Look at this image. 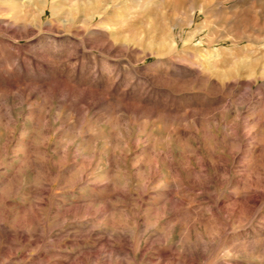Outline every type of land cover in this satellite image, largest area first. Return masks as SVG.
Returning <instances> with one entry per match:
<instances>
[{
  "label": "rangeland",
  "instance_id": "1",
  "mask_svg": "<svg viewBox=\"0 0 264 264\" xmlns=\"http://www.w3.org/2000/svg\"><path fill=\"white\" fill-rule=\"evenodd\" d=\"M259 235L264 0H0V264H264Z\"/></svg>",
  "mask_w": 264,
  "mask_h": 264
},
{
  "label": "bare ground",
  "instance_id": "2",
  "mask_svg": "<svg viewBox=\"0 0 264 264\" xmlns=\"http://www.w3.org/2000/svg\"><path fill=\"white\" fill-rule=\"evenodd\" d=\"M172 199V198H171ZM171 201V200H170ZM170 203V202H169ZM164 204H165V202H164ZM173 205V204H172ZM176 205V204H175ZM175 205H174V207H171L172 209L173 208H175ZM167 207H169V206H167ZM170 209V207L168 208V210ZM166 210H167V208H166ZM165 210V211H166ZM170 212V211H169ZM167 214V213H166ZM164 215V214H163ZM169 215H170V213H169ZM168 215V216H169ZM165 216H167V215H165ZM163 219V218H162ZM210 224V223H209ZM150 233H152V232H150ZM151 235V234H150ZM21 238H23V237H25L23 234H21V236H20ZM262 237V235L260 236L259 235V240H257V242H255L254 241V243L255 244H250V243H242V244H240V245H237L236 247H234L233 248V250L234 251H245V250H251V252H253V251H255L256 253H259V254H261L262 255V257H264V237L263 238H261ZM20 238V239H21ZM253 243V242H252ZM153 246V245H152ZM250 247V248H249ZM258 254V255H259ZM260 255V256H261Z\"/></svg>",
  "mask_w": 264,
  "mask_h": 264
}]
</instances>
